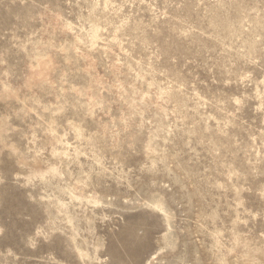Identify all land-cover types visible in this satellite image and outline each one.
Masks as SVG:
<instances>
[{
  "label": "rangeland",
  "instance_id": "obj_1",
  "mask_svg": "<svg viewBox=\"0 0 264 264\" xmlns=\"http://www.w3.org/2000/svg\"><path fill=\"white\" fill-rule=\"evenodd\" d=\"M0 264H264V0H0Z\"/></svg>",
  "mask_w": 264,
  "mask_h": 264
}]
</instances>
